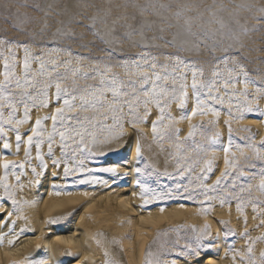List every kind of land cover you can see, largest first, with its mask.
Wrapping results in <instances>:
<instances>
[{"label": "rangeland", "instance_id": "374dc122", "mask_svg": "<svg viewBox=\"0 0 264 264\" xmlns=\"http://www.w3.org/2000/svg\"><path fill=\"white\" fill-rule=\"evenodd\" d=\"M5 5L8 7L5 8ZM261 6H264V0H0V39L28 44L29 68L27 78L30 84L23 92L14 90L15 93H10L8 90L9 94L6 98L8 103H14L15 101L16 106L27 103L31 109H34L33 102L26 99L25 94H32L33 97H36L40 94L43 83L46 86L49 85L48 88H50V85L55 84L59 77H66V79L59 80L61 88L68 89L70 93L75 90L76 94H82L81 90L88 86H101V76L99 75H96L95 79H83V76H93L97 72L104 73L103 79L105 80H111L114 76L118 77L125 85L130 80L138 81L139 77L126 74L124 68L118 65L122 61H130L132 58L139 57L144 53L150 57L155 56L157 58L155 63L158 67L149 70L148 66L145 65L142 75H151L153 71L161 76L168 75L167 80L159 82L160 86L169 90L175 88L177 93H179L182 83L186 82L189 86L187 87L188 103L183 110H174V103L177 100L173 98L171 92L168 96L161 98L162 103H167L165 114L175 118L174 122L167 120L159 128L163 139L158 137L149 139L148 134H144L145 130L148 132L152 130L150 123L153 111L149 106L150 115L146 123L135 129L138 132L136 138L141 150L143 148V152H145L150 146H154L156 156L160 157V165L157 163L153 166L145 160L147 164L140 167L145 169L147 173H151V175L139 177L142 186L161 194L172 192L171 197L151 199L148 203L149 206H156L159 203L166 204L168 213L160 215L151 229L139 239L141 240L140 246L142 244V247L140 248L143 253L138 255L140 257L142 254L140 264H168L170 260L179 261L181 264H198L199 261H202L204 258L203 253L191 257L178 256L177 253L193 240L197 234L193 232V229H199L198 233L203 234L207 223V220L206 223L204 222L205 216L206 219L214 216L211 207L237 210V200L232 197L230 203L221 205L219 198H217L207 203L205 198L199 195L201 189L198 186L201 183L211 187L216 183V180H222L219 195L231 196V193L235 192L244 201V213L252 212L253 203L264 204V194L259 190V173L261 168L264 167V148H262L264 138L258 139L257 130L242 129L237 120L228 117L227 111L230 103L234 104L237 101L236 99L226 100L222 105L209 101L208 103L220 112V117L223 114L227 115L226 120L230 122L232 129L234 144L227 160L231 161L233 166L229 167L228 164L222 163L220 154L228 142V124L221 123L220 117H216L218 119L214 123L209 122L204 115L195 119L194 122H190V126L185 125V121L181 122L188 118L191 111V100L189 99L191 89L188 83L192 78V71L190 68L183 66L177 68L174 59L165 58L168 54L178 55L181 59L191 62L195 69L202 70V75L199 71L197 72L198 85L210 80H217V87L221 82L239 81L235 83L234 88L231 87V91H236L234 92L236 94L245 91L243 75L236 67L242 64L249 73V79L256 82L255 84H249L247 88L249 98L257 101L252 106L261 109L264 96L255 94L257 86L264 87V51H261V49H264V23L259 22V17L262 14L257 11ZM37 7L40 11L35 10ZM15 13H19L21 18L26 16L37 21V23H21V20L16 19L13 15ZM93 19L95 20L93 31L102 36L104 42H101L91 32L79 26L80 24L91 25ZM241 26L249 30L247 36L241 37L245 45L242 58L230 61L226 66L219 61L226 55H234L236 49L233 40L229 36L239 32ZM201 40L204 41L206 46L197 47L196 45ZM166 41L171 42L172 46H167ZM230 47H232L231 52L229 51ZM51 49H58L59 51ZM68 49L71 50L72 55L67 54ZM77 56L84 59L78 60ZM21 59L25 60V49L23 47H12L11 51H8L6 46L0 45V62H10L9 65L14 70L16 69L9 75L10 84L19 80V66L17 68V64ZM36 61L41 62V66H43L42 74L38 73L37 75L33 72L35 71ZM106 65L112 67L110 72H105ZM162 65L167 67H160ZM228 69H236V71L230 76ZM214 72H219L220 76H214ZM173 77L176 78L175 81ZM74 81L75 83H73ZM124 90L131 91L126 87ZM139 90L138 85L137 92ZM214 94L219 96L220 91L215 90ZM106 96L107 99L112 97L110 92L106 93ZM241 96L240 100L243 103L244 96ZM121 99L122 101H130L132 97L125 96ZM145 99L147 97L140 96V101ZM235 109L233 106V114L238 116L239 113ZM127 111L128 109L125 106L121 115H123L125 128L127 127L129 131H132L131 126L127 123L131 119L127 115ZM143 111L141 105L138 112L143 115ZM65 115L95 117L97 124L107 123L111 126L112 113L106 109L101 110L99 113L91 110L85 113L76 110L65 112ZM104 116L109 117V119L107 121L103 120ZM181 116L186 118L181 119ZM245 117L256 119L260 116L245 113ZM125 128L124 131H127V128ZM93 131H95L99 140L104 139V132H101L98 128L93 129ZM177 131L178 136L176 135ZM186 131L193 133V135L190 136ZM216 133L220 134L219 138L216 139L215 144H212ZM149 143L151 144L149 145ZM249 143L255 148L262 149L261 158H257L254 152L246 146ZM236 145L243 148L242 153L237 150ZM133 146L132 142L123 146L119 151L99 155L88 160L87 165L93 167L94 164H89L96 162L94 159L104 157L114 161L115 164L124 166L122 164L125 160H129ZM178 159L180 160V166H177ZM207 161H211L213 167L212 171L207 174L208 178L202 181L201 178L204 175L205 162ZM146 165L147 167H145ZM189 165V170L183 171ZM180 172H183V174L178 175ZM225 172L229 173L227 177L222 175ZM41 180H47V175L41 177ZM233 181L236 184L235 188L232 187ZM177 184L182 185L181 189L176 190ZM249 184L251 185L250 190L241 192V187L247 188ZM120 186L124 187L126 184L122 183ZM139 186L143 190L142 186ZM184 186L188 188V193L183 192ZM189 193L193 195V199L182 198ZM211 195L217 196V193H211ZM204 203L207 206L203 207ZM172 206H181L179 208L181 213L175 211L174 214H177L172 215L169 212ZM206 208L209 210L207 211ZM255 214L259 215V213ZM219 223L224 241H235L237 239L234 237L235 235H231L228 231L231 230V223L229 226L226 222L220 221ZM208 228L209 236L206 239L211 235L214 236L213 228L210 225H208ZM128 230L130 229L116 230L112 237L114 247L118 246L119 250L116 249L124 255L125 252L127 253V250L123 251L125 245L130 243L128 238L130 231ZM258 262L264 264V261L260 259ZM113 264L117 263L113 262Z\"/></svg>", "mask_w": 264, "mask_h": 264}, {"label": "bare ground", "instance_id": "6f19581e", "mask_svg": "<svg viewBox=\"0 0 264 264\" xmlns=\"http://www.w3.org/2000/svg\"><path fill=\"white\" fill-rule=\"evenodd\" d=\"M5 63L6 62H0V85L5 84ZM9 63L7 62L10 73L9 75H11V73H13L12 71H16V69L14 70L13 67L9 65ZM23 65L24 60L21 59L17 64V68L19 66V80L17 82L15 81L14 83L11 82L10 84L11 79H8V87L6 89L0 88V113H2V118L5 120L8 119L10 113H13V109L8 107V101L6 98L9 93L7 91L9 90L10 93H15L14 90H16V92L17 90H21V92H23L26 90V88H28V84H30L27 78L28 75L25 76ZM34 66V74H42L41 72L43 71V66H41V62L38 61ZM33 72L30 73L33 74ZM26 80L27 83L25 82ZM191 82L192 78L188 83V85L190 84L191 89V93L189 94V99L191 100V111L188 118L181 121L182 123L185 121V125L189 126L192 122H194L195 119L199 118L200 116L202 117L200 114L192 117V109L195 107V102ZM42 86L43 87L41 88L40 94L36 97L34 96L36 106L33 107L35 108L31 109L29 107L28 122L20 126V131L22 133H27L30 135L28 130L31 127H35V121L37 117L43 118L46 116H51L55 114V109L57 107H63L62 101H56L54 95L56 91L55 84H51L50 88H48L49 85L46 86L45 83H43ZM231 89V87H225V82L219 83L216 87V90L220 91L219 96L222 97L224 101L236 99L240 102V99L242 98L240 93L235 96L226 95V92L228 94L233 93ZM44 92L47 93V97L42 95ZM25 95L27 97H33L32 94ZM45 98L48 100V107H41L38 105L40 104L41 100ZM111 100L112 97H109L107 102H110ZM31 102L33 101L31 100ZM160 103L162 105H167L165 102L162 103L161 99ZM261 103V109L264 110V100ZM76 104L79 106V101H76ZM14 105L16 106L17 104ZM174 105V110L181 109L179 107L178 101H176ZM148 106L152 108L153 111L151 114L150 123L152 125V123L155 122L159 116V110L155 104H149ZM23 113L24 105L21 104L16 106L15 112L13 113V118L23 119ZM204 116L208 118L209 122L213 123L220 117L219 116L216 119V116H214L211 112H206ZM226 117L227 115L223 114L219 118L221 123H226ZM166 122L167 119H165L162 124H165ZM238 123L242 129L250 128L257 130L259 134V137H257L258 139L264 138V117L260 116L256 119L245 117ZM5 127H14V125H5ZM51 131V119L45 120V140L47 134ZM133 131L138 133L137 130L132 129V131H129L128 128L127 131L125 130V133L132 134ZM144 134H148L147 136L149 139L156 138L154 137L152 130L151 132L145 130ZM136 137L132 141L134 148L130 152L129 160H133L135 157V147L138 143ZM9 139L12 142L11 153H15L16 142L15 137L11 132L9 133ZM24 139L26 141L27 135H25ZM69 143H71V141H69ZM150 144L151 143H149V145ZM233 144L234 143H232V146ZM27 147L28 145L24 143L20 148L19 154L12 155L11 153H8L7 150H3L2 143H0V155H7V161H5L3 158H0V165H3L5 162L17 165L24 163L25 149ZM225 147H228V142L226 143ZM40 151L44 155L45 160L49 165V170L46 174L47 180H41V184H29V181L33 179V173L31 171L32 167H36L37 171H40L38 167L39 161L35 159L37 155L35 144L32 146L31 150V163L30 165H26V167L23 169L25 175L21 176L20 178L21 182L24 184L23 190L16 187L17 180L15 176L11 174L12 170H9L7 179L8 185L16 192L18 199H21L22 202L27 201L28 203H22V212L17 213V215L21 216L20 219H17V215H14L8 219L7 223L0 222V237H3V243L0 244V264H28V261L38 260H44L47 262V264H113V262L117 264H140V257L143 253L141 252L142 250L140 247H142V244L140 246L141 240L139 239L141 236L143 237L145 232L151 229L152 225L156 223V220L160 217V215L168 213L166 210L167 206H165L166 204L159 203L156 204V206H149L148 203L151 199L148 198V195H145L144 198H141L142 190L135 182L137 179L136 173L132 171L134 167H141L144 164H147V162L153 166L157 163L160 165V157L156 156L154 146H150V148H148L147 151L145 150V152H143L142 148L141 160L138 164L134 160L132 164H122L124 166L120 167V172L126 177L124 179L117 178L113 182L112 175L105 172L84 174L85 178L94 174L100 177L101 180L108 181L106 184H80L76 182L81 178L79 175L61 179L60 177H63V165H61L60 168L56 170L59 176L54 178L51 174V161L47 159L48 147L46 142L41 145ZM54 152L57 158H59L61 152L58 137L54 144ZM143 156L145 157L143 158ZM220 157L222 159V163H225V159H228V155L226 157L224 151L220 154ZM94 160L96 162L89 164H94V166H89V168H104L115 164L114 161L104 157ZM16 171L19 172L21 170L16 169ZM4 175L5 169L0 166V178L4 177ZM122 183H125L126 186H120ZM54 184L58 185L59 187H54ZM0 197H3L2 186H0ZM10 203L11 202L8 201V204ZM205 206L207 205L204 203L203 207ZM180 207L181 206H172L170 207L171 210H169V212H171L172 215L175 213V211L179 213ZM211 209L213 210L212 212L214 216L209 217L207 215L209 217L207 219L205 216L204 222L207 220L206 222L208 225H210L214 230V236L211 235V237L208 239L213 240L216 244V247L210 252H203V264H209V261L211 264H253V262L254 264H259L258 261L259 259L261 260V253L264 252V240L261 239V237H264V225L261 224L260 218H254L258 215L255 214L252 209V212H248L247 210L248 213L243 212V214H241V212L237 211L236 209L232 210V208H225L223 210V207H211ZM11 210L12 209L9 208V211ZM245 217L247 220L246 226ZM216 218H220V220ZM53 220L58 222L55 224L49 223V221ZM13 221H15L14 225ZM220 221L226 222L228 226L231 223L230 228L232 232L235 233L234 237L237 238L235 241H224L223 233H221V226L219 223ZM126 228L130 229L128 230L130 231V235L128 234L130 243L125 245V250L123 251L127 250V253L125 252L124 255L118 251V246L114 247L112 237L114 236V232H116V230H126ZM21 229H24L22 233ZM245 232L249 234L248 237H245ZM17 236L18 239L16 238ZM9 240H13L14 243L10 245ZM250 242L252 243L251 253L247 251ZM105 253H107V255H105ZM139 253H142L140 257L138 256ZM173 262L175 261L170 260L168 264H173ZM177 262H175V264H181L179 261Z\"/></svg>", "mask_w": 264, "mask_h": 264}, {"label": "snow or ice", "instance_id": "6c2138e0", "mask_svg": "<svg viewBox=\"0 0 264 264\" xmlns=\"http://www.w3.org/2000/svg\"><path fill=\"white\" fill-rule=\"evenodd\" d=\"M5 8L8 6L5 5ZM36 11H40V9L37 7L35 9ZM210 11V9H209ZM262 15L259 17V22L264 23V6H261L259 9H257ZM16 19L21 20V23H37V21L28 18L23 17L21 18L19 13L13 14ZM80 27L85 28L88 32H91L93 36H96L98 39L101 40V42H104V38L100 36L97 32L93 31L95 27V20L93 19V22L91 25H85L80 24ZM17 27V26H14ZM259 31V30H254ZM24 34V33H22ZM249 34V30L241 26V29L239 32L235 34H230L229 38L233 40L234 46H235V53L234 55L221 58L219 61L220 63H223L224 65H228L230 61H235L237 58H242L243 50L245 48V45L243 44L241 37L247 36ZM83 38V37H81ZM165 44L167 46H172L171 42L166 41ZM0 45L6 46L8 51H11L12 47H23L25 49V60H24V70H25V76H27V70L29 67L28 64V44L24 43L21 44L17 41H11L7 39H0ZM206 46L204 44V41L201 40L199 44H197V47L200 46ZM53 51H59L58 49H51ZM229 51H232V47L229 48ZM261 51H264V49H261ZM68 55H72V52L70 49L67 50ZM166 59H174L176 63V67L179 68L181 66L190 68L192 71V90H193V96H194V102L195 107L192 109V117L196 116L197 114L204 115L206 112H211L216 117H219L220 112L212 107V105L208 104V101L211 100L213 103H220L221 105L224 103V100L222 97L214 95V91L216 90V84L217 80H210L206 83L197 84V72L199 71L202 75V70L195 69L191 62L185 61L181 59L178 55H172L168 54L165 56ZM77 59H84L83 57L77 56ZM157 58L155 56H149L148 54L144 53L141 54L139 57L132 58L130 61H122L120 65L124 68V71L126 74L129 75H135L139 77L138 81L130 80L127 85L124 84L123 81H120L118 77H113L111 80H105L103 79L104 73L97 72L93 76H83V79H95L96 75L101 76V86L100 87H93L88 86L84 88L82 91V94H76L75 90L73 92H69L68 89L61 88V84L59 82L60 79H66V77H59L57 79V82L55 83V98L57 102L62 101L63 107H57L55 109V114L51 116H46L43 118L37 117L35 121V127H31L28 131L30 132V135L27 133H22L20 131V126L28 122L29 120V105L27 103H24V113H23V119H14L13 113L15 112V105L11 102L8 103V107L13 109V113L9 114V117L7 120L2 118V113H0V143H2L3 150H7L8 153H11L12 148V142L9 139V133L11 132L12 135L15 137L16 142V152L11 153L12 155L19 154L21 146L26 143L28 147L25 149V162L21 164H12L9 162L3 163L2 166L5 169V175L4 177L0 178V186L3 188V197H0V222L7 223L8 219H10L12 216L17 215L18 212H22V203L27 204V201H21V199L17 198L16 192L13 190L12 187H10L7 183L9 170L11 169V174L15 176L17 180L16 187L23 190L24 184L21 182V176L25 175L23 169L26 167V165H30L31 163V150L32 146L35 144L37 155L35 157L36 160L39 161V169L40 171H37L36 167H32L31 171L33 173V179L29 181V184H40L41 183V177L46 175L49 170V165L47 161L45 160L44 155L41 153V145H43L45 142L47 143L48 152H47V159L51 161L52 169L51 174L52 176L58 177L59 174L56 171L60 168L61 165H63V177H60L61 179H66L70 176H76L79 175L81 178L78 179L76 182L80 184L84 183H108V181L101 180L100 177L96 175H89L87 178L84 177V174H90L95 172H105L110 173L113 177V182L115 179H124L126 178L121 172H120V165L114 164L110 165L104 168H89L87 165V161L93 158H96L99 155H107L109 152L119 151L123 146L126 144L132 143V141L135 139V137L138 135L135 131H133L132 134H127L124 131L125 124L123 122V115H121L124 111V107L126 106L128 111L127 115L131 117V119L127 122L133 130H135L138 126H142L146 123V120L148 116L150 115L148 105L149 104H155L156 107L159 110V116L155 122L152 123V132L154 134V137H158L160 139H163V136L160 135L159 128L161 127L163 121L165 119L169 120L170 122H174L175 118L166 115L165 114V105H162L160 103V99L162 97H166L170 94L173 96L175 100L178 101L179 107L181 110L185 109L187 107L188 103V92H187V84L182 83L180 86L179 93H177V90L175 88L169 90L167 88H163L160 86V81L167 80L168 75L161 76L154 71L151 73V75H142V71L144 70V66L147 65L149 70H154L158 67V65L155 63V60ZM151 61V62H150ZM160 67L166 68V65H162ZM239 69V72L243 75V83L245 85V91L241 93L240 95L244 96V102L240 103L238 100L233 103H230V106L227 111V115L230 117V119H235L237 122L240 120H243L245 118V113H253L257 114L259 116L264 117V110L260 109L259 107L254 108L252 105L256 103L255 100L249 98V93L247 92V88L249 84H255L256 82L249 79V73L244 69L242 64H239L236 66ZM112 70L111 66H105V72H110ZM236 69H228V73L231 76L233 72H235ZM9 70H8V64L5 63V72H4V79L5 84L0 85V88L6 89L8 87V79H9ZM214 76L219 77V72H214ZM175 77H173V80L175 81ZM186 79V78H181ZM27 83V80L25 81ZM239 81H225V87H235V83ZM75 83V81L73 82ZM119 85V86H118ZM139 85V92H137V87ZM125 87L127 89H130L131 91H125ZM111 93L112 100L110 102L107 101L106 93ZM255 94L257 96H264V87L257 86L255 88ZM45 97H47V93H42ZM143 95L144 97H147V99L140 101V96ZM226 95L235 96L236 93L228 94L226 92ZM125 96H131L132 99L130 101H122V97ZM26 99H30L33 101V106H35V98L34 97H26ZM76 101H79V106H77ZM143 106V115H140L138 112V108L140 106ZM41 107H48V100L47 98L41 100L40 102ZM170 107V105H168ZM236 108V112L239 113L238 116H234L232 107ZM106 109L108 112L112 113L111 115V126L107 123H101L97 124L95 117H80V116H66L65 112H72L79 110L80 112H87L89 110L93 112L99 113L101 110ZM186 117L181 116V119H184ZM51 119L52 121V131L47 134L46 140H45V132H44V121ZM109 117L104 116L103 120L107 121ZM226 124H228V147H225L223 149L225 156L227 157L228 153L231 151L232 147V129L229 121H226ZM5 125H14V127H5ZM98 128L101 132H104V139L99 140L96 136L95 131L93 129ZM247 131V130H246ZM27 135V139L25 141L24 137ZM176 135L178 136L179 133L177 131ZM189 135H193V133H189ZM219 133L215 134V138L212 141V144H215L216 139L219 138ZM57 137L59 138V147L61 155L59 158L55 155L54 152V144L56 142ZM251 139V138H249ZM71 141V143H69ZM247 147H249L254 154L257 156V158H261V150L255 148L252 144H247ZM237 150L243 152V148L240 145H236ZM262 148H264V142H262ZM70 150V151H69ZM207 151V150H205ZM182 155V154H181ZM0 158H3L5 161H7V155H0ZM133 160L138 164L141 160V148L139 146V143L136 144L135 147V157ZM133 160H125L124 164H132ZM225 163L229 165V167H232V162L225 159ZM177 166H180V160H177ZM147 167V165L145 166ZM212 162L207 161L205 162V169H204V175L202 176V181L206 180L208 178L207 174L212 171ZM255 167V165H253ZM190 168L186 167L183 169V171H188ZM16 169H20L21 171L17 172ZM136 173L137 179L136 184L142 186L141 179L139 177L143 175H151V173H147L145 169H142L138 166L134 167L132 169ZM183 172L178 173V175H182ZM224 177H227L229 175L228 172H225L222 174ZM243 175V173H241ZM255 175V174H254ZM260 183H259V190L262 194H264V167L261 168L260 173ZM221 185L222 180H217L214 185L209 187L207 184L201 183L198 187H200L201 191L199 195L203 196L205 198V202L212 201L214 199L219 198L221 205H224L225 203H230L231 198L235 197L237 200V210L243 214L244 210V201L241 200L235 192L231 193V196L229 195H219V192L221 191ZM54 187H59L58 185H53ZM182 185L177 184L176 190L181 189ZM232 187L235 188L236 184L235 181L232 183ZM251 188V185L249 184L247 188L241 187V192L243 191H249ZM142 193L141 198H144L145 195H148L150 199L157 200V199H163L166 196L171 197L172 192L169 191L168 193L161 194L159 192H156L154 190H150L147 187L142 186ZM226 191V189H224ZM183 192L188 193V188L186 186L183 187ZM211 193H217V196L211 195ZM179 194V192H178ZM187 199H193L192 194H188L186 197ZM8 201L11 203L8 204ZM147 202V200H146ZM9 208L12 210L9 211ZM253 212L259 213L258 216L254 218H260L261 224L264 225V204H252ZM21 216L17 215V219H20ZM58 221H49L51 224H55ZM247 220L245 217V226H246ZM15 224V221H13V225ZM30 230V229H29ZM24 231V229H21V233ZM231 235H235L232 230H228ZM194 233H197L193 240L190 241L185 245L184 248L180 249L177 253L178 256H199L203 252H210L213 248L216 247V244L211 239H206V237L209 236V228L208 225H205L203 234H199L198 230L193 229ZM228 235V233H226ZM249 234L245 232V237H248ZM18 239V236L16 237ZM262 240H264V237H261ZM3 243V237H0V244ZM13 240H9V244H13ZM247 251L249 253L252 252V243H249V246L247 248ZM107 255V253H105ZM261 260L264 261V252L261 253ZM28 264H47L44 260H38V261H28ZM175 264V262H173ZM198 264H203V261H199ZM209 264L211 262L209 261ZM254 264V262H253Z\"/></svg>", "mask_w": 264, "mask_h": 264}]
</instances>
